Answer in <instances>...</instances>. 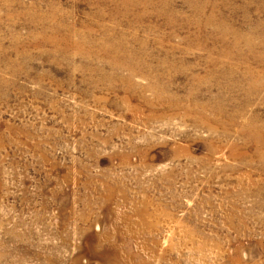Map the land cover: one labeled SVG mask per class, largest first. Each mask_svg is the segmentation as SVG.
<instances>
[{
  "label": "rangeland",
  "instance_id": "rangeland-1",
  "mask_svg": "<svg viewBox=\"0 0 264 264\" xmlns=\"http://www.w3.org/2000/svg\"><path fill=\"white\" fill-rule=\"evenodd\" d=\"M263 143L264 0H0V264H264Z\"/></svg>",
  "mask_w": 264,
  "mask_h": 264
},
{
  "label": "bare ground",
  "instance_id": "bare-ground-1",
  "mask_svg": "<svg viewBox=\"0 0 264 264\" xmlns=\"http://www.w3.org/2000/svg\"><path fill=\"white\" fill-rule=\"evenodd\" d=\"M90 37V36H89ZM92 37V36H91ZM89 39V38H88ZM90 41V40H89ZM91 42V41H90ZM86 43V42H85ZM81 44V43H80ZM84 47H86V46H84ZM84 47L83 46H81V45H79L78 47H77V50H83L84 49ZM113 50V49H112ZM131 60V59H130ZM111 65V64H110ZM128 66V65H127ZM116 67V66H115ZM121 67H122V65H121ZM126 67V66H125ZM129 67V69H130V66H128ZM117 68V67H116ZM120 68V67H119ZM132 68V67H131ZM143 68V67H142ZM125 69V68H124ZM135 69V68H134ZM131 70V69H130ZM134 72V71H133ZM141 72V71H140ZM134 75H135V73H134ZM264 145V143L262 144V146ZM261 146V147H262ZM263 148V147H262ZM260 150H262L261 148H260ZM264 153V152H263ZM258 155V154H257ZM263 156H260V160L261 159H263V160H261V161H264V154H262Z\"/></svg>",
  "mask_w": 264,
  "mask_h": 264
}]
</instances>
